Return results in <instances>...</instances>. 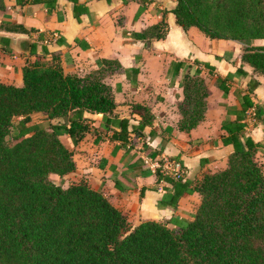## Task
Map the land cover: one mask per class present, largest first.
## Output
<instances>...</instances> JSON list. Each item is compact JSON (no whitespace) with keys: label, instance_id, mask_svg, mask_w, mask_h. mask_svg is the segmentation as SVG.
<instances>
[{"label":"trees","instance_id":"16d2710c","mask_svg":"<svg viewBox=\"0 0 264 264\" xmlns=\"http://www.w3.org/2000/svg\"><path fill=\"white\" fill-rule=\"evenodd\" d=\"M176 1L172 11L178 25L196 26L210 38L238 40L242 62L253 74L264 75V44L253 43L264 38V0ZM166 14L135 36H165ZM203 65L213 73L214 66ZM120 67L117 60L103 59L99 68L79 75L66 72L57 54L49 60L43 54L27 59L22 85L0 82V264H264V169L256 157L263 143L245 134L248 110L254 108L257 120L264 112L251 96L259 84L253 76L247 91H234L239 105L227 107L221 123L222 142L233 146L224 168L201 171L193 179L156 171L157 181L172 185L159 204L177 208L183 193L199 194L193 218L184 224L145 219L133 225L126 212L85 179L57 184L50 178L76 169L73 150L60 134L79 142L91 129L85 112L103 113L105 122L118 124L114 135L123 141L152 121L150 108L139 103L132 105L142 116L139 122L117 118L106 79ZM192 67L173 61L168 70L172 82L184 69L177 127L186 131L205 118L209 92L201 68ZM236 72L248 75L241 66ZM230 80H215L223 96Z\"/></svg>","mask_w":264,"mask_h":264},{"label":"crops","instance_id":"0c3cea01","mask_svg":"<svg viewBox=\"0 0 264 264\" xmlns=\"http://www.w3.org/2000/svg\"><path fill=\"white\" fill-rule=\"evenodd\" d=\"M176 3L4 0L0 8V82L22 85L23 66L36 55L44 54L49 60L57 54L66 72L79 75L99 68L103 59L117 60L120 69L106 79L113 90L117 118L137 123L142 116L132 110V105L139 103L150 108L152 121L140 134L131 131L126 141L114 135L119 125L105 122L100 112H85L91 118V129L76 144L69 134L60 135L62 142L73 150L76 163V169L63 176L64 183L85 179L126 212L133 225L145 219H161L178 227L193 218L200 201L197 192H185L177 208L159 204L171 192L172 185L164 179L157 181L156 171L144 162L145 157L179 160L188 179L204 170L222 169L233 151L231 144L222 142L225 132L221 123L227 107L239 105L234 91H247L250 77L257 78L259 84L253 87L251 96L264 107V75L253 74L248 64H241L242 45L232 39L210 38L196 26L178 25L172 11ZM165 12V36H135L158 23ZM262 39H255L254 43L259 44ZM195 59L201 63L195 64ZM173 61H184L192 69L201 68L200 75L209 89L205 118L189 131L177 127L184 69L180 68L171 82L168 70ZM203 62L214 66L215 76L232 77L226 96L216 85V78L208 81L209 69ZM239 66L248 75L237 74ZM234 117L232 114L231 118ZM245 134L263 143L256 157L264 169V112L259 120L247 119Z\"/></svg>","mask_w":264,"mask_h":264},{"label":"built area","instance_id":"2783aa9c","mask_svg":"<svg viewBox=\"0 0 264 264\" xmlns=\"http://www.w3.org/2000/svg\"><path fill=\"white\" fill-rule=\"evenodd\" d=\"M247 115V119L255 118L254 108H250ZM144 162L154 171L159 169L162 173L170 175L175 179L185 178L186 176V170L179 160H174L169 157H163L161 160H153L149 157H145Z\"/></svg>","mask_w":264,"mask_h":264},{"label":"rangeland","instance_id":"374dc122","mask_svg":"<svg viewBox=\"0 0 264 264\" xmlns=\"http://www.w3.org/2000/svg\"><path fill=\"white\" fill-rule=\"evenodd\" d=\"M259 39V38H258ZM262 39V38H261ZM233 40V39H232ZM235 42H237L238 44H241L242 45V51H241V53H240V55H242V53H243V44L241 43V42H239L238 40H234ZM255 42V40H253V43ZM261 43H259V44H264V38L262 39V41H260ZM255 44V43H254ZM241 64L243 65L244 64V62H242V60H241ZM245 64H248V63H245ZM249 65V64H248ZM250 66V65H249ZM251 67V66H250ZM214 78H217V76H215V72L214 73H212V74H208L207 75V79H208V81H209V79H213L214 80ZM216 80V79H215ZM232 81H233V79H232ZM216 82V81H215ZM234 82L236 83H239V80H234ZM206 86H207V83H206ZM208 88V87H207ZM208 91H209V89H208ZM208 95H209V92H208ZM208 97V96H207ZM207 97L204 99V100H206V103H208L207 102ZM219 103L220 104H225V102L224 101H219ZM33 121H39V117H37V116H34L33 117ZM62 134V133H61ZM60 134V135H61ZM50 178L54 181V182H56V183H60V182H64L65 181V179H64V177L63 176H61V175H59V174H56V173H51L50 174ZM58 183V184H59Z\"/></svg>","mask_w":264,"mask_h":264},{"label":"water","instance_id":"95a60500","mask_svg":"<svg viewBox=\"0 0 264 264\" xmlns=\"http://www.w3.org/2000/svg\"><path fill=\"white\" fill-rule=\"evenodd\" d=\"M64 120H65V121L68 120V116H67V115L64 116ZM57 184H58V183H57Z\"/></svg>","mask_w":264,"mask_h":264}]
</instances>
